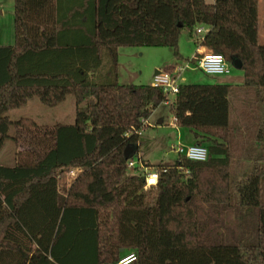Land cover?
Segmentation results:
<instances>
[{"label": "trees", "instance_id": "1", "mask_svg": "<svg viewBox=\"0 0 264 264\" xmlns=\"http://www.w3.org/2000/svg\"><path fill=\"white\" fill-rule=\"evenodd\" d=\"M258 0H13L11 45H0V139L25 148L0 165V264H99L131 249L130 264H264V44ZM229 65L254 98L245 136L233 139L223 83L183 84L168 104L176 126L205 143L203 161L177 155L128 172L138 130L167 100L149 84L116 80L120 47H168L182 28ZM102 57L104 73L96 76ZM188 59H185L186 61ZM74 99L71 124L38 125L5 113L30 97L48 107ZM135 145L129 158L122 150ZM202 145V144H201ZM250 160L234 171L240 154ZM140 158V157H138ZM147 163V162H146ZM72 169H79L66 183Z\"/></svg>", "mask_w": 264, "mask_h": 264}, {"label": "rangeland", "instance_id": "2", "mask_svg": "<svg viewBox=\"0 0 264 264\" xmlns=\"http://www.w3.org/2000/svg\"><path fill=\"white\" fill-rule=\"evenodd\" d=\"M211 3L212 0H204ZM12 2L13 0H0V45H11L14 41L12 27ZM257 41L264 44V5L257 7ZM203 31L206 29L202 26ZM197 37L192 34L190 37L188 30L182 28L177 41V52L181 59H176L172 50L168 47H120L117 49L116 56V80L121 84H149L154 70H166L174 63L183 64L185 59L193 56L195 46L193 39ZM107 65V60L102 57L101 66L95 72L96 76H101ZM242 82V72L228 64V72L220 75H207L199 69L194 68L191 63L182 70L179 76V83L183 84H208L223 83L232 84L239 87ZM236 88L227 94L228 99V121L233 128V139L238 140L241 135L245 136V122L242 117L250 112L253 100V94L249 91L244 94L243 90ZM171 95L168 99H171ZM74 99L72 95H67L60 103L48 107L41 104L36 97H30L22 107L12 108L5 115L10 120L19 118H31L38 125H52L54 123L71 124L74 120ZM240 113L242 116H240ZM160 120V123L157 121ZM0 129L6 131V134L13 136L14 131L4 124H0ZM174 132L177 136L171 138L170 134ZM242 138V137H241ZM244 139V138H242ZM21 145L5 137L0 139V165H12L14 163L13 155L16 150L25 148L24 142L19 139ZM193 141V134L186 128H174L171 125V115L168 112V104L160 103L152 110L148 118V124L140 128L138 134V155L147 162L145 164L154 165L159 162H172L177 157L176 152L171 145L178 143L180 146H186ZM206 146L205 143H201ZM139 156H132V160ZM249 151L243 155L240 154L238 164L234 166V171L240 173L245 169L246 162L250 160ZM246 158L247 161H246ZM79 169H73L75 176ZM128 172H132L127 169ZM73 178L66 176V183L69 184ZM143 191V190H142Z\"/></svg>", "mask_w": 264, "mask_h": 264}, {"label": "built area", "instance_id": "3", "mask_svg": "<svg viewBox=\"0 0 264 264\" xmlns=\"http://www.w3.org/2000/svg\"><path fill=\"white\" fill-rule=\"evenodd\" d=\"M203 32L204 31L201 26H197L195 28V34L197 37H199ZM189 63H191L194 68L199 69L202 73L207 75H220L228 72V64L225 62L222 55L213 53L208 49L196 52L190 59L184 61L183 64L174 63L166 70L157 69L152 76L150 84L154 87L160 88L161 91L166 94V103L170 101L168 96L171 95L172 97L176 93L180 73L188 67ZM145 121L146 119H143L141 120V123L144 124ZM175 122V117L171 116V125L175 126ZM171 147L177 155H183L190 160L203 161L207 157V149L201 144L192 143L186 146H180L176 143L175 146L171 145ZM126 168L132 171L134 170L143 176L141 190L145 191L150 186H154L156 184V170L146 167L140 158L137 157L135 161L131 158L128 159L126 162ZM72 170H70L69 175L74 178ZM135 259L136 255L134 251H128L120 255L114 261H104L99 264H130Z\"/></svg>", "mask_w": 264, "mask_h": 264}, {"label": "crops", "instance_id": "4", "mask_svg": "<svg viewBox=\"0 0 264 264\" xmlns=\"http://www.w3.org/2000/svg\"><path fill=\"white\" fill-rule=\"evenodd\" d=\"M261 3H263V5H264V0H258V2H257V7H259L260 6V4ZM1 11V10H0ZM257 21H258V19H257ZM204 49H206L205 47H203V46H200V45H197V46H195V50H194V53H193V55L196 53V52H198V51H201V50H204ZM157 70V69H156ZM154 74V73H153ZM153 76V75H152ZM230 85H232V84H230ZM233 86V89H232V91L234 90V89H238V88H240L239 90H243V92H244V94L245 93H247L249 90H247L246 88H242V87H240V85H239V87L238 86H236V85H232ZM251 94V93H250ZM154 110V109H153ZM229 115V114H228ZM240 116H242L241 115V113H240ZM149 117H150V115H149ZM149 117H147L146 118V121H145V123H144V127L148 124V118ZM161 121L160 120H158L157 121V123H160ZM143 127V128H144ZM174 128H179V127H177L176 126V124H175V126H174ZM181 128H183V127H181ZM188 130V129H187ZM189 131V130H188ZM190 132V131H189ZM138 134H139V130H138ZM175 136H177V134H175L174 132H171V134H170V137L171 138H173V137H175ZM194 142V138H193V141L191 142V144ZM139 156V155H138ZM140 157V159L143 161L144 159L141 157V156H139ZM145 161V160H144ZM146 163V162H145ZM128 251H133V250H131V249H121L120 250V255H122V254H124V253H126V252H128Z\"/></svg>", "mask_w": 264, "mask_h": 264}, {"label": "water", "instance_id": "5", "mask_svg": "<svg viewBox=\"0 0 264 264\" xmlns=\"http://www.w3.org/2000/svg\"><path fill=\"white\" fill-rule=\"evenodd\" d=\"M231 65L234 66V67L237 68V69L240 68V63H239V61L236 60V59L232 61V64H231ZM155 72H156V70H154L153 73H155ZM134 149H135V145H126V146L123 148V150H122V156H123V158H124V159L129 158V156L131 155L132 151H134Z\"/></svg>", "mask_w": 264, "mask_h": 264}]
</instances>
